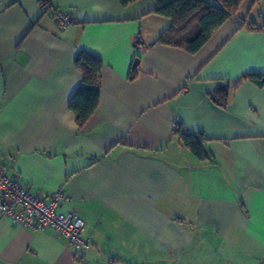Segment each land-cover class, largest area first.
Returning <instances> with one entry per match:
<instances>
[{
	"label": "crops",
	"instance_id": "0c3cea01",
	"mask_svg": "<svg viewBox=\"0 0 264 264\" xmlns=\"http://www.w3.org/2000/svg\"><path fill=\"white\" fill-rule=\"evenodd\" d=\"M260 2L244 0L196 54L157 43L171 22L156 0L0 5V168L44 198L63 190L60 211L83 219L92 244L78 261L55 230L0 215V264H264V89L234 88L264 74V32L248 25L261 24ZM55 11L75 23L62 29ZM81 52L103 68L79 129L69 103ZM179 124L216 165L182 145Z\"/></svg>",
	"mask_w": 264,
	"mask_h": 264
},
{
	"label": "trees",
	"instance_id": "16d2710c",
	"mask_svg": "<svg viewBox=\"0 0 264 264\" xmlns=\"http://www.w3.org/2000/svg\"><path fill=\"white\" fill-rule=\"evenodd\" d=\"M123 7L139 0H117ZM244 0H156L157 8L153 13L170 20L169 29L159 38L158 44L171 47L184 48L190 54L198 53L211 39L213 33L226 21L237 16ZM259 3L261 0H254ZM43 8L50 5L51 0H38ZM254 31L264 32V18L260 25L249 22ZM140 58L137 56L133 62L130 80H134L139 73ZM75 65L82 74V85L77 89L69 103V109L76 115L79 129L89 122L100 103L98 89L103 64L95 56L81 52ZM242 82H249L264 89V74H245L236 82L235 87ZM229 88L220 87L216 92L218 105L226 107L229 103ZM174 135L182 145L200 162L217 163L205 150V138L201 134L185 131L182 125H177Z\"/></svg>",
	"mask_w": 264,
	"mask_h": 264
},
{
	"label": "built area",
	"instance_id": "2783aa9c",
	"mask_svg": "<svg viewBox=\"0 0 264 264\" xmlns=\"http://www.w3.org/2000/svg\"><path fill=\"white\" fill-rule=\"evenodd\" d=\"M20 1L22 0H0V5ZM53 18L62 29L75 23V17L67 11H55ZM67 200L63 190L56 191L48 198L31 193L21 182L8 176L0 168V215L9 217L19 227L39 232L55 230L70 241L76 253L75 257L80 261L92 249V244L84 235L83 219L75 212L60 211Z\"/></svg>",
	"mask_w": 264,
	"mask_h": 264
},
{
	"label": "rangeland",
	"instance_id": "374dc122",
	"mask_svg": "<svg viewBox=\"0 0 264 264\" xmlns=\"http://www.w3.org/2000/svg\"><path fill=\"white\" fill-rule=\"evenodd\" d=\"M211 1V0H208ZM255 12L257 14H261L260 17L263 19L264 18V0L260 2V4L257 6Z\"/></svg>",
	"mask_w": 264,
	"mask_h": 264
}]
</instances>
